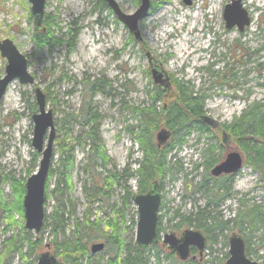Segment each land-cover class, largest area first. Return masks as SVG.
Returning a JSON list of instances; mask_svg holds the SVG:
<instances>
[{"label":"rangeland","instance_id":"374dc122","mask_svg":"<svg viewBox=\"0 0 264 264\" xmlns=\"http://www.w3.org/2000/svg\"><path fill=\"white\" fill-rule=\"evenodd\" d=\"M116 1L125 14L134 13L141 4V0ZM231 3L232 0H151L149 16L139 24V43L104 0H47L43 25L54 40L45 44L35 40L40 32L35 31L28 0H0V40L14 42L28 58L29 71L36 79L34 85L14 81L0 106L1 264H37L41 253L55 255V241L60 254L70 250L65 264H107L116 254V247L108 242L114 230L124 245L122 257L127 247L137 246V206L131 197L125 199L128 192L133 195L138 191V178L130 174L144 158L134 128L140 119L136 110L161 113L162 107L175 97L177 84L207 95L204 114L222 127L251 103H264V0L243 1L252 20L243 33L226 28L224 14ZM148 53L172 78L171 96L165 97L166 91L155 85ZM6 66L7 60L0 56V79ZM99 80L110 87L108 95L90 92L91 85ZM37 87L43 90L47 106L54 112L56 138L47 179L48 220L39 235L33 234L42 238V247L33 254L25 250L24 258L19 253H9L14 237L25 228L24 206L22 214L14 206L11 180L26 185L42 159L32 145L33 115L39 110ZM156 90L164 94L161 102L154 99ZM161 128L154 133L155 145ZM218 130L205 134L192 131L181 145L178 137H172L161 148L166 160L164 174L158 180L162 193L161 238L177 232L180 216L193 218L208 202H215L205 190V185H210L206 175L213 169L208 172L204 165L210 154L217 164L231 152L240 153L246 162L238 141L228 133L224 142ZM47 139L48 136L45 145ZM99 153L107 157L105 161ZM96 188L99 193L90 202L88 196L95 194ZM58 198L64 202L66 215L56 227L49 216L58 207ZM243 202L260 206L264 214V182L247 166L235 175L230 195L218 206L212 204V217L217 214L219 220L232 222ZM88 218L99 222L98 234H83ZM232 226L230 223L229 228ZM186 229H195L194 224ZM232 229L214 234L212 242L207 236L209 248L202 256L195 251L196 260L187 262L218 264L223 259L224 264L229 257L228 238L239 233L249 240V257L264 263V224L251 233L234 226ZM90 237L96 238L89 240ZM78 239L89 253L94 243L106 246L101 252L90 253L91 258L78 257L74 261L76 255L71 247ZM148 249L151 264H156V254L160 264L186 263L162 240Z\"/></svg>","mask_w":264,"mask_h":264},{"label":"trees","instance_id":"16d2710c","mask_svg":"<svg viewBox=\"0 0 264 264\" xmlns=\"http://www.w3.org/2000/svg\"><path fill=\"white\" fill-rule=\"evenodd\" d=\"M44 29L45 31H40V33L36 34L35 40L39 43L48 44L49 41L54 40V38L50 33L48 34V32H46L47 29L45 26ZM103 82L104 81L99 80L93 83L90 92L95 93L98 91L104 95H108L110 87ZM176 88L177 92L175 97L162 107L161 113L147 110H136L140 114V119L139 123L134 128L135 132L137 130V139L144 158L142 162L138 163L139 167L133 174H130V176L138 178L137 193L139 194L146 193L149 186L154 181H158L164 174L166 167L165 152L161 151L162 147L159 148L157 143L155 145L153 142L154 133L161 126L162 128L171 131L173 134L172 137H178L179 145L185 141V138L191 135L192 131L201 134L212 131L209 126L197 120L198 116L204 115V100L207 95H199L190 92L182 85V83L177 84ZM154 99L155 101L161 102L164 99V94L156 90ZM222 130L226 131L227 134L229 133L232 135L233 138L238 141L246 155L244 166L253 169L254 172L260 175L261 180L264 182V103L259 101L251 103L247 109H245L241 115L235 117L231 123L224 124ZM100 156L103 161L107 158L104 154H100ZM217 163L218 160L215 161L213 155L210 154L204 162L206 171L209 172V170ZM234 177L235 175L215 178L212 177L211 172L206 175V180H208L207 182H210V185H205V190L215 199V202H213L215 206H218L219 201L228 197L232 192ZM11 181L13 194L15 195L14 206L19 207L18 211L22 214V203L26 193L25 183L19 182L14 178H12ZM48 188L49 185L46 184V204L49 198V193H47ZM96 189L97 192H94L95 194L88 196L90 202L95 199L99 193L98 188ZM133 195L128 192L125 199L129 200V197L132 198ZM58 201H60L58 207L49 216L52 220V224L56 227L59 226L66 215L62 198H58ZM213 203L211 201L208 202L203 209H199L196 212L195 217L193 216V218L180 216L181 220L176 224L177 232L182 233L187 226L194 224V228L201 230L206 237L208 236L211 239L212 242V236L214 234L218 232L224 233V231H232L233 226L241 232H250L252 230L254 231L258 225L264 224L263 209L256 204L249 205L248 202L241 203L238 213L231 220L232 222H224L222 219L219 220L217 214L212 217L213 212H215V209L212 208ZM8 210L10 211V208ZM47 220L48 216L46 217L45 223ZM230 223H233L232 228H229ZM83 225V234L85 236H88L87 234H98L97 230L100 227L99 222H91L88 218ZM161 232L162 229L159 220L158 233L160 234ZM177 232L175 233L177 234ZM55 233H57L56 229ZM117 234L116 230H114V234L108 238L109 245L113 243L116 247V254L114 257L110 258L107 264H151V256H148L147 254L149 251L148 248L140 249L138 246H135L132 249H129L127 247L125 252L126 255L122 257L121 254L124 251V245ZM32 235V232L26 231L25 228H23L20 235L14 237V244L12 243L9 248V253H19L26 258V255H24L25 250H28L31 254L37 252L42 247V238ZM96 237H90L89 240L95 239ZM97 238H99V236ZM207 248H209V246ZM54 249L55 256H60L61 259L59 260L65 264L68 260L66 255L70 253V250L65 249V251L60 254V248L56 244V241L54 242ZM71 250L73 251V254L76 255V257L73 258L74 261H76L78 257L88 256L91 258V252L89 253L87 246L84 245L80 239L77 240L75 246L73 245V247H71ZM248 251L249 240H247V254L249 256ZM154 258L156 259V264H160L158 254H156ZM222 261L223 259H221L218 264H222ZM185 264L192 263L186 262Z\"/></svg>","mask_w":264,"mask_h":264},{"label":"water","instance_id":"95a60500","mask_svg":"<svg viewBox=\"0 0 264 264\" xmlns=\"http://www.w3.org/2000/svg\"><path fill=\"white\" fill-rule=\"evenodd\" d=\"M32 4L31 13L34 17L35 31H45L43 20L45 16L47 0H28ZM112 9L117 18L124 23L129 31L138 41H142L139 24L149 16L151 0H141L140 7L132 14H125L116 0H104ZM244 0H232L225 9L224 19L226 28L232 30L237 28L239 32H244L251 25V18L248 11L243 6ZM187 3H190L187 1ZM0 56L7 60L5 75L0 79V106L9 86L14 81H19L23 85H34L35 77L29 72L28 58L23 54L11 39L0 40ZM149 64L153 66V58L147 54ZM152 78L161 90H172V82L163 70L151 69ZM38 113L33 115L34 136L32 145L34 149L42 155L38 171L30 176L25 185V196L23 200L25 228L34 233H40L44 227L46 218V183L50 172L53 158V146L56 138V127L54 122V112L47 106L46 95L37 87L35 89ZM197 120L208 125L212 129L220 128L213 118L207 115L197 117ZM48 135L47 144L45 138ZM223 141L226 142V133L223 134ZM171 137V132L161 129L157 135V145L164 146ZM244 159L238 152H231L226 159L216 165L211 174L214 177L222 175L236 174L243 169ZM133 202L137 206L139 214L136 227V243L140 249L158 243V221L159 209L162 202V194L158 181H154L143 194H135ZM163 243L174 252L182 261L191 258V249L199 251L203 255L207 248V238L201 230L187 229L180 237L175 233H168L163 238ZM229 258L225 264H264L263 262L252 260L247 255V243L243 235L233 233L228 238ZM49 247V245L47 246ZM105 249L104 243H94L91 252L96 254ZM195 258V257H194ZM37 264H63L51 252L47 251L38 256Z\"/></svg>","mask_w":264,"mask_h":264},{"label":"flooded vegetation","instance_id":"af4514ba","mask_svg":"<svg viewBox=\"0 0 264 264\" xmlns=\"http://www.w3.org/2000/svg\"><path fill=\"white\" fill-rule=\"evenodd\" d=\"M191 3V2H190ZM244 6V5H243ZM245 8V7H244ZM249 13V12H248ZM249 16H250V14H249ZM251 18V17H250ZM251 22H252V20H251ZM152 68H156V69H158L159 71L160 70H163L164 71V69L161 67V66H159L157 63H156V61L155 60H153V66H150V69H152ZM170 77V76H169ZM170 79H171V82H172V78L170 77ZM173 83V82H172ZM173 85V84H172ZM163 91H166V94H165V97H168V96H171L172 95V93H173V91L171 90V91H168V90H163ZM55 119V118H54ZM54 122H55V120H54ZM48 136V135H47ZM47 136H46V138H47ZM45 138V139H46ZM54 147V146H53ZM222 176H230V175H222ZM221 176V177H222ZM220 178V177H219ZM171 233H175V232H171ZM168 234V233H167ZM176 234V233H175ZM166 235V234H165ZM164 235V236H165ZM176 236L177 237H180L181 236V234L180 235H178V234H176ZM164 238V237H163ZM163 238H161V233L160 234H158V243L162 240V243H163ZM157 243V244H158ZM156 244V245H157ZM163 245L164 246H167V245H165L164 243H163ZM153 246H155V245H153ZM150 247H152V246H150ZM149 248V247H148ZM195 251H197L198 252V254H199V251L197 250V249H195V248H192L191 249V255H192V257L191 258H189L188 260H186L185 262H187V261H189V260H191V261H195L196 260V256L194 255V253H195ZM199 256H200V254H199ZM195 257V258H194ZM181 262H183V261H181Z\"/></svg>","mask_w":264,"mask_h":264},{"label":"bare ground","instance_id":"6f19581e","mask_svg":"<svg viewBox=\"0 0 264 264\" xmlns=\"http://www.w3.org/2000/svg\"><path fill=\"white\" fill-rule=\"evenodd\" d=\"M212 9L214 10V9H215V7H213ZM209 13H212V12H210V11H209ZM179 24H180V25H182V24H183V21H182L181 19H180V21H179ZM194 53H195V52H194ZM23 200H24V199H23Z\"/></svg>","mask_w":264,"mask_h":264}]
</instances>
